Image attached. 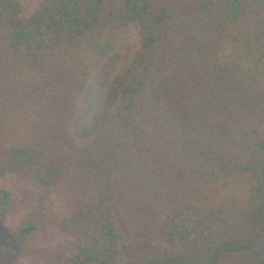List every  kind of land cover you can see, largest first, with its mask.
Listing matches in <instances>:
<instances>
[{"label":"trees","instance_id":"obj_1","mask_svg":"<svg viewBox=\"0 0 264 264\" xmlns=\"http://www.w3.org/2000/svg\"><path fill=\"white\" fill-rule=\"evenodd\" d=\"M131 28L140 51L110 83L119 57L105 47ZM100 47L74 126L97 103L104 117L77 141L63 100ZM10 174L41 194L8 239L36 264L263 253L264 0H42L28 16L0 0V181ZM15 205L0 187V223Z\"/></svg>","mask_w":264,"mask_h":264},{"label":"rangeland","instance_id":"obj_2","mask_svg":"<svg viewBox=\"0 0 264 264\" xmlns=\"http://www.w3.org/2000/svg\"><path fill=\"white\" fill-rule=\"evenodd\" d=\"M19 1L22 4L24 16H28L42 0ZM101 47L103 48V46ZM101 47L99 50L90 49L82 55L81 59L79 57L80 61L78 62V70L72 75V85L63 100V110L65 111L68 122L67 126L70 131H77V141H80L81 138H88V131L92 130L94 132L96 127H101L104 117L102 116V104L100 105L97 103L95 110L90 115L88 123L78 129L74 126L75 110L80 103L82 92L89 81L87 75L93 72L99 64L98 57L101 53ZM140 48L141 44L138 32L134 28L126 31L117 43L111 45V49L110 47H105L107 54L115 52L119 57L110 78V83H115L132 68ZM102 52H105V50L102 49ZM109 86L110 84L108 87ZM0 187L10 190L12 193V199L16 203L14 211L7 215V218L0 223V264H36L31 253L23 254L17 245H11L10 243L8 245V239L13 234V227L18 223L19 219L23 217L29 208L37 204L38 199L41 197L40 191L30 178L19 174H10L6 178H3L0 181ZM46 206L47 208L53 207L51 205V200L46 202ZM12 243L14 242L12 241ZM41 244L43 245V243ZM7 246L12 250L16 249L17 252H15V254L10 253L7 250ZM239 262L243 264H264V252L259 255L245 256L239 258V260L236 259L231 262V264H240Z\"/></svg>","mask_w":264,"mask_h":264}]
</instances>
